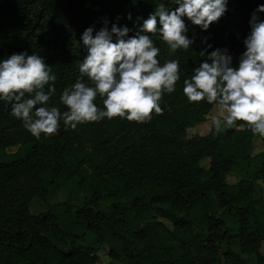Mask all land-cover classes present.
I'll return each instance as SVG.
<instances>
[{
  "label": "trees",
  "instance_id": "16d2710c",
  "mask_svg": "<svg viewBox=\"0 0 264 264\" xmlns=\"http://www.w3.org/2000/svg\"><path fill=\"white\" fill-rule=\"evenodd\" d=\"M160 3L175 6L172 0H0V59L24 50L43 56L56 76L49 82L56 89L48 101L53 106L80 76L86 27L98 29L107 19L127 24L133 35L136 17L146 18ZM258 4L264 0H228L227 12L206 31L185 18L195 43L174 91H162L161 112L143 122L118 116L71 128L60 121L55 133L28 138L11 162L0 160V264H95L104 244L112 260L125 257L127 264H231L239 261L234 247L244 250L246 241L261 247L264 198L254 197L255 182L230 184L227 177L249 162L255 179L264 178V152L252 154L254 139L264 136L237 120L188 138L187 127L217 104L189 101L183 93V80L207 58L202 38L213 48L243 47ZM149 36L160 50L168 48L158 33ZM12 103L0 101V117L12 115ZM63 174L68 200L32 214L33 199ZM105 201L112 202L108 211L98 208ZM225 214L237 222L228 225Z\"/></svg>",
  "mask_w": 264,
  "mask_h": 264
},
{
  "label": "clouds",
  "instance_id": "9594fccd",
  "mask_svg": "<svg viewBox=\"0 0 264 264\" xmlns=\"http://www.w3.org/2000/svg\"><path fill=\"white\" fill-rule=\"evenodd\" d=\"M172 2L174 7L160 3L146 18L137 16L133 35H129L133 29L127 24L109 25L107 19L98 29L90 25L83 30L79 40L86 54L77 65L80 76L59 96L66 111L48 105L56 91L49 82L56 76L43 56L27 50L0 59V101H12L11 114L37 138L41 133H55L60 121L75 128L78 123L114 116L137 122L149 119L153 110H162V91L173 92L180 79L179 61L169 59L161 64L157 59L160 49L149 34L158 33L170 53L186 50L195 41L187 34L185 18L206 31L228 10V0ZM259 13H264V4H258L250 15L249 31L242 39L244 50L235 64L227 47L213 48L204 37L201 43L207 58L183 80V93L189 101L206 99L217 104L220 114L213 117L216 129L222 123L229 127L242 120L254 133L264 136V19ZM125 18L133 20L130 12ZM84 77L91 83H85ZM26 93L32 95L25 97ZM97 96L102 98L103 108L94 102Z\"/></svg>",
  "mask_w": 264,
  "mask_h": 264
},
{
  "label": "rangeland",
  "instance_id": "374dc122",
  "mask_svg": "<svg viewBox=\"0 0 264 264\" xmlns=\"http://www.w3.org/2000/svg\"><path fill=\"white\" fill-rule=\"evenodd\" d=\"M244 50L243 47L233 48L230 47L229 51L233 55V61L237 62L238 55ZM190 57L187 49H177L175 52H169L168 48L160 50L157 59L163 64L165 60L177 59L179 61V74L183 75V71L186 70L188 64V58ZM98 108H103L102 98L97 96L95 99ZM55 105L61 111H66L67 106L63 105L59 97L54 100ZM220 110L216 105L211 112L200 122L187 127V137L194 138L198 136H204L209 134L210 128L213 125V117H219ZM118 116H114L111 119L103 118L101 123L106 121H114ZM33 138L31 133L24 127L23 122L14 117L13 115L7 117H0V157L3 162H11L14 160V155L19 149L23 148L28 138ZM264 152V141L261 138H256L253 141L252 154L256 155ZM207 160H204L202 164L206 166ZM243 179L249 182H255L254 197L256 199L264 198V178L256 180L255 173L251 168L249 162L237 164L228 174L227 180L230 184H235ZM70 197L68 182L66 181V175L53 182V186L48 190L46 195L42 198H34L30 211L32 214L38 215L46 213L55 206H62L64 202ZM81 200L86 198L84 193L80 196ZM111 201H105L98 205V208L104 211H108L111 207ZM222 218L228 223V225H234L237 222L235 215L225 214ZM244 244L246 249L234 247L233 251L238 254L239 261L231 264H264V241L259 248L258 246H249L246 241ZM259 250V251H258ZM98 260L95 264H127L125 257L120 260H112L109 257V249L106 244L97 253Z\"/></svg>",
  "mask_w": 264,
  "mask_h": 264
}]
</instances>
